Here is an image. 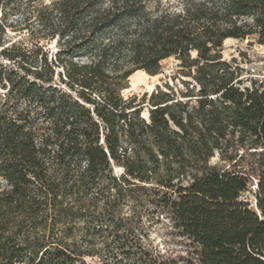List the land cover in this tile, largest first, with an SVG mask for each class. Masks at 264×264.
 Wrapping results in <instances>:
<instances>
[{
    "label": "trees",
    "instance_id": "16d2710c",
    "mask_svg": "<svg viewBox=\"0 0 264 264\" xmlns=\"http://www.w3.org/2000/svg\"><path fill=\"white\" fill-rule=\"evenodd\" d=\"M0 10L26 37L0 52V264H264V83L223 58L232 38L264 46V0ZM170 58L178 85L124 98ZM149 204L181 249L143 242Z\"/></svg>",
    "mask_w": 264,
    "mask_h": 264
},
{
    "label": "rangeland",
    "instance_id": "374dc122",
    "mask_svg": "<svg viewBox=\"0 0 264 264\" xmlns=\"http://www.w3.org/2000/svg\"><path fill=\"white\" fill-rule=\"evenodd\" d=\"M54 0H43L45 4H49ZM18 15H12L7 11L0 10V52L11 48L15 43L23 42L26 40L24 33L20 32L22 27L17 23L21 18ZM57 40L54 43L50 41H43L42 44L54 53ZM51 55V54H50ZM52 56V55H51ZM223 58L229 63H235L242 69V79L245 82L243 87L250 86V79H264V46L258 45L255 41L248 39L245 41L230 39L224 43ZM0 62L7 64L8 61L0 56ZM178 62L174 58H170L162 63V71L156 76H149L143 74H136L132 79H129L130 88L123 92L125 99H130L134 96L142 99L145 94H152L158 86L164 87L166 84L178 85ZM58 76H56L57 79ZM173 79H176L175 81ZM253 80V79H252ZM61 87V86H59ZM4 92V91H2ZM148 116L147 109H144L142 115ZM149 120V117H147ZM216 159L213 164H216ZM123 169H114L116 176L120 177ZM249 199L252 203L251 208H255V196L253 193H245L243 196ZM143 218L140 220L139 229L141 238L146 245H152L155 249L162 253L165 251L171 252L173 249L179 250L181 246L177 244L178 239L173 235L171 236L165 228L164 219L158 213L153 205L146 207ZM124 212L129 214L127 208ZM137 221V220H136Z\"/></svg>",
    "mask_w": 264,
    "mask_h": 264
},
{
    "label": "bare ground",
    "instance_id": "6f19581e",
    "mask_svg": "<svg viewBox=\"0 0 264 264\" xmlns=\"http://www.w3.org/2000/svg\"><path fill=\"white\" fill-rule=\"evenodd\" d=\"M136 74L147 75L144 71H138V72H136ZM136 74H134L130 79H132L134 76H136ZM143 116L147 118V116L145 114H143Z\"/></svg>",
    "mask_w": 264,
    "mask_h": 264
},
{
    "label": "built area",
    "instance_id": "2783aa9c",
    "mask_svg": "<svg viewBox=\"0 0 264 264\" xmlns=\"http://www.w3.org/2000/svg\"><path fill=\"white\" fill-rule=\"evenodd\" d=\"M253 80H256V81H258V82H260V83H264V79H262V80H260V79H256V78H254V77H251Z\"/></svg>",
    "mask_w": 264,
    "mask_h": 264
},
{
    "label": "water",
    "instance_id": "95a60500",
    "mask_svg": "<svg viewBox=\"0 0 264 264\" xmlns=\"http://www.w3.org/2000/svg\"><path fill=\"white\" fill-rule=\"evenodd\" d=\"M148 116H149V115H148ZM148 116H147V117H148ZM142 117H143L144 119L148 120V119H147L146 117H144L143 115H142Z\"/></svg>",
    "mask_w": 264,
    "mask_h": 264
}]
</instances>
